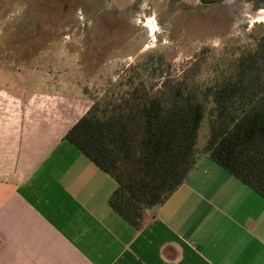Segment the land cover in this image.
Masks as SVG:
<instances>
[{
  "label": "crops",
  "instance_id": "crops-1",
  "mask_svg": "<svg viewBox=\"0 0 264 264\" xmlns=\"http://www.w3.org/2000/svg\"><path fill=\"white\" fill-rule=\"evenodd\" d=\"M91 105L0 82V264H264V197L206 155L137 226L118 214L113 178L64 138Z\"/></svg>",
  "mask_w": 264,
  "mask_h": 264
},
{
  "label": "rangeland",
  "instance_id": "rangeland-1",
  "mask_svg": "<svg viewBox=\"0 0 264 264\" xmlns=\"http://www.w3.org/2000/svg\"><path fill=\"white\" fill-rule=\"evenodd\" d=\"M263 38L262 0H0V82L83 92L101 107L165 78L231 72ZM207 129L204 118L196 147Z\"/></svg>",
  "mask_w": 264,
  "mask_h": 264
},
{
  "label": "trees",
  "instance_id": "trees-1",
  "mask_svg": "<svg viewBox=\"0 0 264 264\" xmlns=\"http://www.w3.org/2000/svg\"><path fill=\"white\" fill-rule=\"evenodd\" d=\"M64 138L113 178L108 204L134 226L203 155L264 197V38L208 81L165 78L156 92L134 87L101 107L92 103Z\"/></svg>",
  "mask_w": 264,
  "mask_h": 264
},
{
  "label": "flooded vegetation",
  "instance_id": "flooded-vegetation-1",
  "mask_svg": "<svg viewBox=\"0 0 264 264\" xmlns=\"http://www.w3.org/2000/svg\"><path fill=\"white\" fill-rule=\"evenodd\" d=\"M217 1L218 0H198V3L201 5L207 6V5L213 4ZM262 1H264V0H262ZM253 5H255V3H253Z\"/></svg>",
  "mask_w": 264,
  "mask_h": 264
}]
</instances>
